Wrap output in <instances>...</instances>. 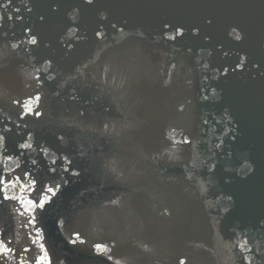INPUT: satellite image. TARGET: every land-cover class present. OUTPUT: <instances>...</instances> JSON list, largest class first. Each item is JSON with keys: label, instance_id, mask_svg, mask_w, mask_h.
I'll use <instances>...</instances> for the list:
<instances>
[{"label": "water", "instance_id": "water-1", "mask_svg": "<svg viewBox=\"0 0 264 264\" xmlns=\"http://www.w3.org/2000/svg\"><path fill=\"white\" fill-rule=\"evenodd\" d=\"M0 136L7 264H264V0H0Z\"/></svg>", "mask_w": 264, "mask_h": 264}, {"label": "snow or ice", "instance_id": "snow-or-ice-1", "mask_svg": "<svg viewBox=\"0 0 264 264\" xmlns=\"http://www.w3.org/2000/svg\"><path fill=\"white\" fill-rule=\"evenodd\" d=\"M93 2L94 0H84V3L88 5H91ZM97 35H99V33H97ZM29 43L35 45L37 44V40L33 38L29 41ZM35 99L39 100V97L37 96ZM25 107L27 109L26 114H32V109L28 108L27 106ZM35 115L40 116V113L36 112ZM21 119H23V117H21ZM3 142L4 137L0 136V146L3 145ZM185 143H188V141H185ZM19 147L21 149H29L32 146L28 143H21ZM40 151L47 155V149L43 148V146L40 147ZM10 159L11 158L9 157V160ZM55 162L56 161H53V163ZM36 163V159H32V164L35 165ZM17 167L19 168L20 165L17 164ZM51 171H55V169H51ZM64 171L67 172L68 169L65 168ZM72 175L76 176L79 175V173L73 172ZM37 185V179L32 175L30 171L27 170L23 172L22 176H5L4 174H0V206L6 207V205L3 204L4 201L14 202L13 212L20 216L26 217L27 224L35 227L36 216L34 214L37 212V210H44L45 206L51 200V197H54L57 194V188H53L45 184L39 187V193L36 195L35 199H33V193H37ZM14 189H16L17 191H13ZM10 192H12L11 195H9ZM15 204H18L20 206L19 209L15 208ZM35 234L37 237L40 236V230L38 228L36 229ZM33 243H36V240H33ZM40 248L42 255L35 258V264H49L47 252L44 251L43 244L40 245ZM97 250L103 251V249H101L99 245H97ZM12 251L13 250L11 247H9L3 241H0V256L3 257L4 264H7V260ZM23 251L28 252L29 249L25 248L23 249ZM244 259L247 260L248 258L244 257ZM21 264H27V262L21 261Z\"/></svg>", "mask_w": 264, "mask_h": 264}]
</instances>
